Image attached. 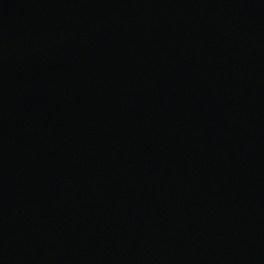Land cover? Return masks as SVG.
Returning a JSON list of instances; mask_svg holds the SVG:
<instances>
[{"label":"water","instance_id":"95a60500","mask_svg":"<svg viewBox=\"0 0 264 264\" xmlns=\"http://www.w3.org/2000/svg\"><path fill=\"white\" fill-rule=\"evenodd\" d=\"M0 264H264V0H0Z\"/></svg>","mask_w":264,"mask_h":264}]
</instances>
